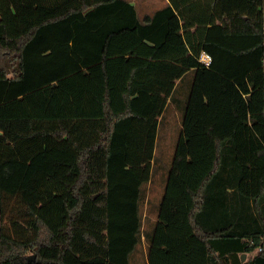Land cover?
Here are the masks:
<instances>
[{"label":"trees","instance_id":"obj_1","mask_svg":"<svg viewBox=\"0 0 264 264\" xmlns=\"http://www.w3.org/2000/svg\"><path fill=\"white\" fill-rule=\"evenodd\" d=\"M263 62L264 0H0V264H264Z\"/></svg>","mask_w":264,"mask_h":264},{"label":"rangeland","instance_id":"obj_2","mask_svg":"<svg viewBox=\"0 0 264 264\" xmlns=\"http://www.w3.org/2000/svg\"><path fill=\"white\" fill-rule=\"evenodd\" d=\"M138 7L139 13L143 16L146 13H152L155 9L166 4V0H130ZM172 106L166 110V119L161 124L158 135V146L156 154L160 157L158 167H167L172 160L174 148L180 134V115L174 111ZM179 129V131H178ZM162 168L154 173L153 183H151L149 196H158L162 190L161 172Z\"/></svg>","mask_w":264,"mask_h":264},{"label":"built area","instance_id":"obj_3","mask_svg":"<svg viewBox=\"0 0 264 264\" xmlns=\"http://www.w3.org/2000/svg\"><path fill=\"white\" fill-rule=\"evenodd\" d=\"M211 60H212V56L209 53L203 52L200 56V61H202L203 63H205L207 65L210 64ZM263 64H264V62H263Z\"/></svg>","mask_w":264,"mask_h":264},{"label":"water","instance_id":"obj_4","mask_svg":"<svg viewBox=\"0 0 264 264\" xmlns=\"http://www.w3.org/2000/svg\"><path fill=\"white\" fill-rule=\"evenodd\" d=\"M2 134H3V131L0 130V135H2ZM245 258H246V253H243L242 254V259L244 260ZM31 259H35V255H32Z\"/></svg>","mask_w":264,"mask_h":264},{"label":"crops","instance_id":"obj_5","mask_svg":"<svg viewBox=\"0 0 264 264\" xmlns=\"http://www.w3.org/2000/svg\"><path fill=\"white\" fill-rule=\"evenodd\" d=\"M166 1H167V0H166ZM166 3H167V2H166ZM188 87H189V86H188ZM173 109H175V108H173ZM174 111L180 115L179 111H177L176 109H175ZM181 125H182V118H181V115H180V121H179V127H180V128H181ZM178 131H179V129H178Z\"/></svg>","mask_w":264,"mask_h":264}]
</instances>
